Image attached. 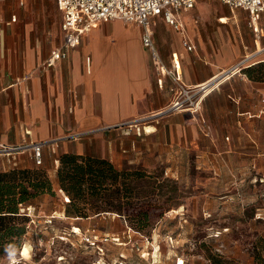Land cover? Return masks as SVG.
<instances>
[{"label":"crops","instance_id":"0c3cea01","mask_svg":"<svg viewBox=\"0 0 264 264\" xmlns=\"http://www.w3.org/2000/svg\"><path fill=\"white\" fill-rule=\"evenodd\" d=\"M18 15L0 13V145L43 143L42 169L65 201L57 180L62 154L105 159L122 169L146 164L166 147L196 144L204 133H261L264 83L251 81L247 74L208 95L199 115H170L146 133L116 128L165 109L173 98L169 79L163 89L157 84L142 44V28L122 21L97 23L66 59L42 70L44 61L62 46V17L53 31L33 33ZM179 20L184 35L161 17L152 19L151 30L166 65H171L174 54L179 56L186 85L202 84L260 50L254 66L264 63V12L258 36L246 11L214 2L199 1L182 11ZM111 127L115 128L107 130ZM93 131L91 136H79ZM31 161L30 155L7 157L0 160V170L31 169ZM26 207L38 216L35 206ZM76 228L82 232L72 227Z\"/></svg>","mask_w":264,"mask_h":264},{"label":"rangeland","instance_id":"374dc122","mask_svg":"<svg viewBox=\"0 0 264 264\" xmlns=\"http://www.w3.org/2000/svg\"><path fill=\"white\" fill-rule=\"evenodd\" d=\"M200 2L226 6L216 0ZM2 12L18 13V21L33 33L53 31L61 20L56 0H0ZM262 115L261 133H204L196 144L166 147L146 164L117 169L152 176L139 190L148 196L143 204L151 209L147 228L139 231L114 213L87 219L63 216L66 201L54 189V196L34 201L41 224L13 244L0 245V264H13L11 259L25 247V257H30L26 264H212L209 257L216 255L222 264H252L253 250L264 247ZM31 162V169H42ZM123 210L133 213L128 206ZM52 215L54 225L47 227L43 222ZM73 226L80 227L84 237H118L120 242L103 243L100 252L72 235ZM55 235L64 239L56 238L51 245Z\"/></svg>","mask_w":264,"mask_h":264},{"label":"built area","instance_id":"2783aa9c","mask_svg":"<svg viewBox=\"0 0 264 264\" xmlns=\"http://www.w3.org/2000/svg\"><path fill=\"white\" fill-rule=\"evenodd\" d=\"M203 0H56V7L62 17L61 33L62 46L59 50L53 51L51 55L41 65V69L53 68L56 63L66 59L71 50L77 49L83 40L97 23H109L112 21H122L127 25H136L142 28V44L149 53L153 71L159 88L163 89L165 80L169 79L172 83L173 98L171 103L163 110L142 116L124 123L116 128L135 129L147 132V129L155 128L163 119L176 113H191L199 115L202 110L205 98L212 92L220 89L227 81L236 76H246V70L254 66V60L262 51H257L250 55H246L232 66L222 70L218 75L210 80L196 85L188 86L183 81L182 66L178 55L174 54L171 65L168 66L163 61L159 50L154 41V35L151 30L152 19L161 17L167 25L172 27L176 32L184 35L185 26L179 20L182 11L191 10L196 3ZM230 9H242L249 14L250 26L255 35H261L258 27V20L261 13L264 12V0H216ZM184 46L188 51H192V45L184 40ZM264 105V98L262 99ZM262 114L264 110L261 111ZM206 127V124H204ZM115 127L107 128L114 129ZM93 132L79 135L80 137L91 136ZM28 134V132H26ZM43 143H34L24 141L20 145L8 146L0 145V157H18L21 155H30L37 168L44 165L43 160ZM21 213L30 219L27 227V233L32 227L41 224L39 217L34 214V210L30 207H22ZM54 215L46 217L44 224L47 227H53ZM71 234L82 237L92 247L100 252L101 245L107 242L119 244L120 238L105 237L100 241L98 237L82 236V232L72 229ZM54 238L51 245H55ZM61 240L64 237L59 238ZM24 249V248H23ZM23 250L20 252L22 254ZM15 258V259H14ZM11 259L13 264H26L27 259L20 255Z\"/></svg>","mask_w":264,"mask_h":264},{"label":"trees","instance_id":"16d2710c","mask_svg":"<svg viewBox=\"0 0 264 264\" xmlns=\"http://www.w3.org/2000/svg\"><path fill=\"white\" fill-rule=\"evenodd\" d=\"M254 82L264 83V63L245 72ZM57 180L66 197L68 217L87 219L102 213L120 215L139 231L151 221V209L144 206L140 186L152 176L141 170L119 171L108 160L77 154H62ZM44 195H55L53 184L44 169H13L0 171V245L13 244L27 233L30 219L21 208L33 206ZM124 206L132 208L127 214ZM252 264H264V247L255 248ZM212 264H222L219 255L209 257ZM228 264H232L229 262Z\"/></svg>","mask_w":264,"mask_h":264},{"label":"bare ground","instance_id":"6f19581e","mask_svg":"<svg viewBox=\"0 0 264 264\" xmlns=\"http://www.w3.org/2000/svg\"><path fill=\"white\" fill-rule=\"evenodd\" d=\"M261 51V50H260ZM29 254V249L28 247H25L24 250H23V253H22V256H27Z\"/></svg>","mask_w":264,"mask_h":264}]
</instances>
